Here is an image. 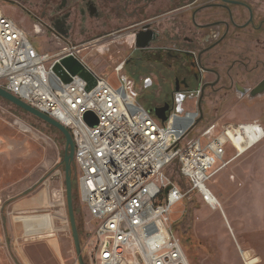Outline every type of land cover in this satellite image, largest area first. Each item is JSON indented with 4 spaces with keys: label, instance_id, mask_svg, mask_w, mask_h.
I'll return each mask as SVG.
<instances>
[{
    "label": "built area",
    "instance_id": "built-area-1",
    "mask_svg": "<svg viewBox=\"0 0 264 264\" xmlns=\"http://www.w3.org/2000/svg\"><path fill=\"white\" fill-rule=\"evenodd\" d=\"M86 48L80 43L58 53L40 51L0 8V86L71 132L81 200L96 225L84 246L95 243L87 251L92 264H192L172 218L187 191L167 169L177 166L189 190L216 209L210 181L264 138V126L256 120L204 124L199 88L177 92L163 120L141 103L126 60L111 70L117 85L108 73L94 71L89 88L90 81L64 67L71 78L66 82L56 64L74 57L88 65ZM230 148L235 154L227 158Z\"/></svg>",
    "mask_w": 264,
    "mask_h": 264
},
{
    "label": "rangeland",
    "instance_id": "rangeland-1",
    "mask_svg": "<svg viewBox=\"0 0 264 264\" xmlns=\"http://www.w3.org/2000/svg\"><path fill=\"white\" fill-rule=\"evenodd\" d=\"M59 3L60 0H0V8L26 30L40 51L58 53L66 46L87 43L88 48L82 55L86 56L88 65L98 73H108L115 85L118 84V75L111 70L126 60L125 71L134 79L140 101L148 109L162 106L172 99L174 79H183L188 74L186 56L177 60L164 58L163 66L151 67L155 72L152 74L142 61L151 53L137 49L123 31L117 39L108 37L98 47H92L86 40L109 35L125 24L123 21L106 23L108 8L103 9V17L96 21V29L91 23L82 35L77 32L70 40H63L48 20ZM119 15H122L121 10ZM179 43L186 48L183 39ZM170 44L169 38L156 43L157 46ZM262 75L256 73L254 81ZM148 77L153 82L147 87L144 82ZM196 84L192 81V86ZM202 104L204 124L217 119L221 123L235 124L256 120L264 126V94L238 98L234 89L208 88ZM65 148V137L57 129L0 97V198L19 202L24 198L40 197L45 201V206L39 209H6L3 215L0 214V230L5 234L0 246V264H30L25 256L32 248L42 255L40 264H59L50 251L53 239L61 244L66 264H77L78 254L67 203ZM234 154V149L230 148L227 158ZM166 173L187 191L186 197L174 206L172 218L192 264H264V138L217 172L210 181L222 209H213L199 195L191 192L186 180L180 177L177 166L168 168ZM77 175L74 163L73 195L77 224L84 259L87 264H92L87 251H93L95 243H90L88 249L84 246L96 225L81 200ZM37 213L52 216L54 230L51 232L55 236L26 235L22 216Z\"/></svg>",
    "mask_w": 264,
    "mask_h": 264
},
{
    "label": "flooded vegetation",
    "instance_id": "flooded-vegetation-1",
    "mask_svg": "<svg viewBox=\"0 0 264 264\" xmlns=\"http://www.w3.org/2000/svg\"><path fill=\"white\" fill-rule=\"evenodd\" d=\"M104 8H108L106 23L125 24L109 35L86 40L95 47L108 37L117 39L123 31L137 49L151 53L142 59L148 65L147 71L163 66L164 58L187 57L188 74L183 79H174L172 99L165 103H170L177 92L199 88V108L205 119L200 100L203 97V103L208 88L234 89L238 98L264 94V91L255 96L251 93L264 82V0H60L48 20L55 33L70 40L77 32L80 35L86 32L91 23L96 29ZM128 31L131 34H125ZM138 34L141 42L150 36L154 38L141 48L137 45ZM164 38H169L171 44L157 46ZM181 39L187 44L185 49L180 46ZM256 73L263 75L254 81ZM192 81L197 84L192 86ZM152 82L148 77L144 83L148 87Z\"/></svg>",
    "mask_w": 264,
    "mask_h": 264
},
{
    "label": "water",
    "instance_id": "water-1",
    "mask_svg": "<svg viewBox=\"0 0 264 264\" xmlns=\"http://www.w3.org/2000/svg\"><path fill=\"white\" fill-rule=\"evenodd\" d=\"M154 37L150 36L145 42H141L140 35H137V45L139 47H146L149 45L150 41ZM67 68L71 71L73 75L80 74L83 78L90 81L89 88L94 85L95 82V72L92 68H90L88 65L82 63L78 59L74 57H67L62 59L61 62L57 63L55 66V71L59 74L63 75V78L66 82H69L71 78L64 74V69ZM151 83H148L150 85ZM180 82H176V89H179ZM248 89H243V91H247ZM264 91V82H262L258 87L252 90V95L255 96L261 92ZM0 97L6 99L7 101L13 103L17 107L28 111L32 113L33 115L39 117L40 119L44 120L46 123L53 126L55 129H57L66 140V148H65V154H64V162H65V179H66V192H67V203H68V210H69V217L71 222V227L73 231L74 236V242L78 254V262L79 264H87L84 256H83V250H82V244L77 224V218H76V211L74 206V195H73V167L75 163V145L74 140L71 135V132L67 127H65L63 124H61L56 119L50 117L48 114L34 108L33 106L29 105L28 103L24 102L11 92L7 91L5 88L0 86ZM203 98V97H202ZM202 98L200 100V107L202 106ZM170 108L169 103H165L162 106H156L155 108H150V111H154L156 115L163 120L167 119L166 111H168ZM97 122V118L94 117L91 124L94 125Z\"/></svg>",
    "mask_w": 264,
    "mask_h": 264
},
{
    "label": "crops",
    "instance_id": "crops-1",
    "mask_svg": "<svg viewBox=\"0 0 264 264\" xmlns=\"http://www.w3.org/2000/svg\"><path fill=\"white\" fill-rule=\"evenodd\" d=\"M44 206H45V201L40 197L24 198L19 202L11 201L9 199L4 201L2 198H0V214L2 215L6 209L11 210L17 208V209L29 210V209H39ZM22 217H23L22 222L26 226L27 236H34L39 234L38 235L39 237H43L45 233L54 230L52 216L48 213H37L33 215L30 214V215H24ZM8 227L10 229L9 225ZM0 237H2L3 241L5 240V234H3L1 230H0ZM50 251L59 264H66V256H64L62 246L55 239H53L51 242ZM25 257L30 264H40L42 261V255L40 253H36L35 248H32L30 252L29 251L26 252Z\"/></svg>",
    "mask_w": 264,
    "mask_h": 264
},
{
    "label": "bare ground",
    "instance_id": "bare-ground-1",
    "mask_svg": "<svg viewBox=\"0 0 264 264\" xmlns=\"http://www.w3.org/2000/svg\"><path fill=\"white\" fill-rule=\"evenodd\" d=\"M239 147H240V149L242 150V151H244L245 150V147H244V145L242 144H240L239 143ZM59 192V191H58ZM216 195V194H215ZM59 197H60V195H59ZM216 198H217V200L219 201V203H220V205L219 206H217L216 207V209H218V208H221L222 209V204H221V201H220V199L216 196ZM59 199V198H58ZM224 214V213H223ZM39 235V234H38ZM53 236H55V234L53 233V232H48V233H45L44 235H43V237H53Z\"/></svg>",
    "mask_w": 264,
    "mask_h": 264
}]
</instances>
